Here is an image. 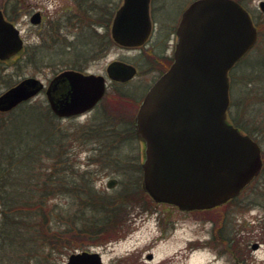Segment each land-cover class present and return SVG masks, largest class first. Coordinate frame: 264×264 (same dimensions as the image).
<instances>
[{
    "label": "rangeland",
    "instance_id": "1",
    "mask_svg": "<svg viewBox=\"0 0 264 264\" xmlns=\"http://www.w3.org/2000/svg\"><path fill=\"white\" fill-rule=\"evenodd\" d=\"M110 1L116 8L122 0ZM191 1L153 0V4H162L155 14L166 23L165 32L172 30L181 9ZM91 2L96 9L95 4L102 5L103 0H0V9L10 14V21L17 26L24 39V49L2 62V76L12 78L11 82L15 83L25 77H36L47 83L54 73L64 68L85 69L105 75V67L113 60L136 63L141 67L139 51L126 50L116 44L105 46L104 39L109 37L110 24L108 27L93 28L94 36H84L99 22L95 15L87 14ZM258 2L250 0L244 5L255 22H263L264 12L259 9ZM37 10L41 13L40 23H30L29 17ZM94 11L90 10L92 13ZM82 44L87 47L80 52L78 48L84 46ZM169 45L165 39L159 48ZM75 50L79 52L75 54ZM35 51H41L43 57L37 60ZM262 58L264 55L256 62ZM248 67L241 59L230 73L232 85L233 80L236 82L234 95L233 87L230 89L231 102L235 99L236 103H240L244 98L247 88L243 82L244 76L251 71ZM142 68L136 78L120 86V89H126L137 81L144 85L149 83L153 73L144 74ZM253 84L255 91L256 81ZM114 88L115 84H109L103 99L90 111L70 118L56 115L53 124L61 129L62 140L63 133L64 136L68 134L63 145L71 154L69 161L73 160L80 170H90L92 183L101 195L111 201V207L117 204L114 198L124 189H134L140 198L130 208L128 221L117 225L114 233L109 232L107 237L80 235L79 239L72 240L70 247L64 249L66 253L56 256L51 264H57V260L58 264H63L68 255L76 251H98L105 264H264V174L252 180L236 198L210 210L186 211L170 203L154 201L141 188L140 144L130 128L126 130L122 122V111L125 108L133 109L126 110L132 115L135 106L114 98ZM6 89L0 80V93ZM132 89L136 96L144 90L141 87ZM28 102L42 110L48 107L44 90L28 99ZM112 105L115 120L114 117L104 116L105 108ZM233 112L237 117L242 115L241 110L235 109ZM259 112L264 113V104L255 111L256 114ZM249 124L255 126L256 123ZM92 127L97 130L94 134L90 131ZM250 136L261 147L264 167V132ZM51 163V159L45 160L47 166ZM110 178H116V184L107 188L106 181ZM67 198H60L58 202L64 205ZM159 236L164 239L158 240ZM155 240L160 242L150 250L148 247ZM254 243H258L257 248H252ZM190 246L194 250L188 251ZM145 251H151L152 262L143 261L140 253L144 254Z\"/></svg>",
    "mask_w": 264,
    "mask_h": 264
},
{
    "label": "water",
    "instance_id": "2",
    "mask_svg": "<svg viewBox=\"0 0 264 264\" xmlns=\"http://www.w3.org/2000/svg\"><path fill=\"white\" fill-rule=\"evenodd\" d=\"M258 6L264 12V0ZM148 7L149 0H122L111 21L112 39L123 46L143 44L151 30ZM30 22L38 24L40 14L35 12ZM257 37L252 17L236 0H193L182 12L173 61L147 90L134 118L141 145V188L154 201L186 211L210 209L237 196L260 172V145L227 118L228 73ZM22 46L18 28L0 10V59ZM106 72L124 81L135 68L115 60ZM63 82L65 89L54 94ZM42 88L38 78H23L0 94V111ZM104 90L102 75L65 69L54 76L46 96L56 115L71 116L91 108ZM115 184V178L106 181L108 188ZM64 264L104 263L98 251H76Z\"/></svg>",
    "mask_w": 264,
    "mask_h": 264
},
{
    "label": "trees",
    "instance_id": "3",
    "mask_svg": "<svg viewBox=\"0 0 264 264\" xmlns=\"http://www.w3.org/2000/svg\"><path fill=\"white\" fill-rule=\"evenodd\" d=\"M237 1L245 4L250 0ZM110 2L103 0L102 5L95 4L96 9L90 3L87 14L95 15L99 22L86 32V38L94 36L93 28L108 27L115 7ZM4 13L10 19V14ZM262 21L255 22L258 41L244 58L251 69L243 80L247 87L244 98L240 103L234 99L229 108L232 122L250 135L264 132V113H255L264 104V58L256 62L264 55V18ZM104 43L106 46L112 41L106 36ZM35 56L39 60L43 53L35 51ZM0 80L6 88L15 83L3 77L1 70ZM255 81L260 84L254 91ZM235 84V80L233 85L230 81L233 95ZM235 109L241 110V117L233 112ZM112 110L113 105L106 107L104 116L115 120ZM53 118L47 107L42 110L29 102L0 112V264H51L80 235L107 237L109 232L114 233L117 225L128 221L130 208L140 198L134 189H124L114 198L116 206L111 207V201L92 183L90 170H80L73 160L69 161L71 154L63 145L68 134L63 133L61 139V129L53 124ZM249 122L256 124L251 126ZM90 131L97 132L93 127ZM48 159L52 160L50 166L45 164ZM263 174L264 167L256 178ZM67 196L66 204L58 202Z\"/></svg>",
    "mask_w": 264,
    "mask_h": 264
},
{
    "label": "flooded vegetation",
    "instance_id": "4",
    "mask_svg": "<svg viewBox=\"0 0 264 264\" xmlns=\"http://www.w3.org/2000/svg\"><path fill=\"white\" fill-rule=\"evenodd\" d=\"M161 6H162V4H158V3L153 4V0H150L149 15L151 18V32H150V35L148 36L147 40L140 46L122 47V48H125L126 50H137L140 52L139 55H140V60H141V67H143L142 68L143 73L144 74L153 73L151 76L152 78L150 79L151 82L149 81V83L144 85L140 81H137L136 84L130 85L128 88L121 90L120 86H124L126 83H129L134 78H136V76L138 75V73L141 70V67H139L138 64L124 62L122 60H119V61H122L124 63H127V64L134 66L135 73L131 78L124 80V81H119V80L107 78L106 74L104 75L105 76V84H106L105 94H106V91L108 90L107 88H108L109 84H115V88H114L115 94H112L113 97L116 98L118 101L125 102V103L128 102L131 105L135 106V109H134V112L132 113V115L128 114L126 112V110L132 111L133 109H128V108H125L124 109L125 111L123 110L121 113L122 122H124L125 129L127 130V128L129 127L130 131H132L134 133V136H135L134 117H135L136 111L138 109V106H139L142 98L144 97V94L146 93L148 88L152 85V83L163 72H165L169 68L170 64L173 61V51H174V44H175V39H176L175 31H176V27L178 25V22L180 20L182 11L186 7L185 6L183 9H181V12L178 15L179 17H177V19L175 20V22L176 21L177 22L176 23L174 22L175 25H174V27H172V30L165 32L164 25H166V23L162 22V20L159 17H157L155 14L158 10L161 9ZM34 12H39L40 19H41L40 11L37 10ZM153 37L155 39L151 43ZM165 39L168 41V43L170 45L168 47L164 46L162 49H160L159 45H162L164 43ZM82 45H84V44H82ZM83 47H87V46L84 45V46L79 47L78 49L83 48ZM105 69H106V67H105ZM82 70L84 72H90V71L85 70V69H82ZM60 71L54 73L52 75V77H50L48 79L47 83H43L44 87L42 90H44L45 96H46V90L49 88L52 79ZM65 86H66V82L57 84L55 91H54V94H56V95L61 94L62 91L65 89ZM133 87H141L144 90H143L142 94L138 93L136 96L133 92V89H132ZM105 94H104V96H105ZM46 98H47V96H46ZM139 98H140V100H138ZM90 110H88V111H90ZM88 111H86V112H88ZM79 115H81V114H79ZM76 116H78V115H76ZM70 117H74V116H70ZM70 117H66V118H70ZM122 131H123V129H122ZM157 239L161 241V239H164V238H162V236H159V237H157ZM160 241H156V240L153 241L152 243H150L153 245H150L148 248L151 250L154 247V245L158 244ZM148 248H147V250H148ZM192 250H194V248L192 246H190V248H188V251H192ZM142 253L143 252L140 253V256L143 255V257H144L143 261L144 262L150 263L153 261V256H152L151 251L150 252L145 251L144 254H142Z\"/></svg>",
    "mask_w": 264,
    "mask_h": 264
}]
</instances>
